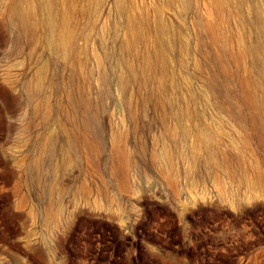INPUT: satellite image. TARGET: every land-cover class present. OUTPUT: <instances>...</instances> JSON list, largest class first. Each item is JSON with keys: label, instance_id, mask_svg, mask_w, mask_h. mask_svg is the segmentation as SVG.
Instances as JSON below:
<instances>
[{"label": "rangeland", "instance_id": "rangeland-1", "mask_svg": "<svg viewBox=\"0 0 264 264\" xmlns=\"http://www.w3.org/2000/svg\"><path fill=\"white\" fill-rule=\"evenodd\" d=\"M41 3L0 0V264H264V0Z\"/></svg>", "mask_w": 264, "mask_h": 264}, {"label": "bare ground", "instance_id": "bare-ground-1", "mask_svg": "<svg viewBox=\"0 0 264 264\" xmlns=\"http://www.w3.org/2000/svg\"><path fill=\"white\" fill-rule=\"evenodd\" d=\"M50 2L51 0H42V3L41 5H43V7L47 8V5H50ZM32 14V13H31ZM29 16H30V11L27 10V11H23L20 13V20L19 22L23 25H26L29 23ZM32 19V18H31ZM55 33V32H54ZM59 34L61 35V39H62V36H63V32L60 31Z\"/></svg>", "mask_w": 264, "mask_h": 264}]
</instances>
